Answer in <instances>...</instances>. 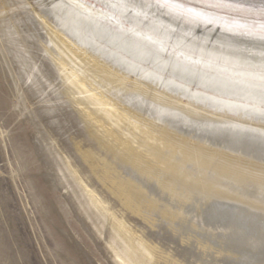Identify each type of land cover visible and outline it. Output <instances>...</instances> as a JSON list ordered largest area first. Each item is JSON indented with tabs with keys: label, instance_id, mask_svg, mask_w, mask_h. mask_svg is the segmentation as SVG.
<instances>
[{
	"label": "bare ground",
	"instance_id": "6f19581e",
	"mask_svg": "<svg viewBox=\"0 0 264 264\" xmlns=\"http://www.w3.org/2000/svg\"><path fill=\"white\" fill-rule=\"evenodd\" d=\"M37 1L47 10L34 14L53 44L43 47L59 72L65 100L88 138L109 155L76 142L79 159L59 158L74 197L98 210L116 235L115 243L106 241L92 223L111 263H180L133 221L136 215L149 223L146 214L156 213L174 230L176 218H183L184 229L191 227L205 250L218 241L219 255L231 250L264 264V14L261 20L246 11L231 16L220 7L227 13L219 14L185 0H170L175 10L158 6L165 0H94L105 9L86 0ZM84 3L131 28L143 45L101 28L95 22L105 16ZM14 5L0 0V17L10 20L0 19V26L14 21ZM156 42L175 55L179 51L176 62L144 47L160 52ZM183 52L263 78L209 68ZM117 162L155 181L171 203L146 196Z\"/></svg>",
	"mask_w": 264,
	"mask_h": 264
},
{
	"label": "rangeland",
	"instance_id": "374dc122",
	"mask_svg": "<svg viewBox=\"0 0 264 264\" xmlns=\"http://www.w3.org/2000/svg\"><path fill=\"white\" fill-rule=\"evenodd\" d=\"M10 1L15 4L14 21L0 26V264H112L106 255L103 240L98 241L94 236L92 223L102 231L106 241L115 243L116 235L98 210L84 199L74 197L76 188L59 158L61 153L79 159L76 142L82 148H98L95 151L101 155L103 153L102 157L109 155L88 138L90 135L85 131L84 123H81L72 103L65 100L61 91L63 87L59 72L43 47L48 45L52 48L53 44L47 29L34 14L37 10L44 15L46 8H42L37 0ZM86 2L103 7L94 0ZM84 4L105 16L107 20L101 18V22L94 19L101 28L129 42L143 45L131 28L121 27L106 11ZM8 18L0 17L5 22L10 21ZM12 26L14 28L10 29ZM156 43L160 52L147 45L144 47L168 61L176 62L175 56L179 51L176 50L175 55L172 48ZM183 53L209 68L263 78L262 75L231 70L233 68L229 69L223 64ZM117 169L122 175L139 180L137 182L143 185L146 196L153 199L162 197V201L171 203L172 199L166 191H162L155 181L139 176L131 165L117 162ZM65 179L69 180L70 185ZM79 207L91 216V221L87 220L90 226L77 210ZM153 214H146L147 218L150 216L149 223L134 215L133 221L139 226L137 229L147 232L162 246L163 251L172 252L181 264H251L231 250L223 249L224 253L219 255L217 252L223 245L217 240L216 243L211 242L212 251L200 247L199 238L194 237L191 227L184 229L183 218H176L174 230L166 221L158 219L156 213ZM151 223L155 227H151Z\"/></svg>",
	"mask_w": 264,
	"mask_h": 264
},
{
	"label": "water",
	"instance_id": "95a60500",
	"mask_svg": "<svg viewBox=\"0 0 264 264\" xmlns=\"http://www.w3.org/2000/svg\"><path fill=\"white\" fill-rule=\"evenodd\" d=\"M188 3L192 4V6H195L196 8H204L209 10H217L219 14H225L227 12H224L220 8H225L229 10V14L231 16H236V15H243L240 12L246 11L249 13H254L253 17L254 19L257 18L259 19V15H263L264 13H261L259 11L261 7L262 0H232V6H225V7H214L217 3V0H185ZM202 4V5H201ZM261 20V19H259ZM232 208V206H230Z\"/></svg>",
	"mask_w": 264,
	"mask_h": 264
},
{
	"label": "snow or ice",
	"instance_id": "6c2138e0",
	"mask_svg": "<svg viewBox=\"0 0 264 264\" xmlns=\"http://www.w3.org/2000/svg\"><path fill=\"white\" fill-rule=\"evenodd\" d=\"M158 6L159 7H162V8H173L174 9V5H172L170 3V0H165L164 3H158ZM214 7H225V6H232V0H217V3L215 5H213ZM259 11L261 13H264V0H262V3H261V7L259 9ZM211 21H209L210 23ZM227 30H231L230 28L227 29ZM260 39L264 40V35L260 36L259 37Z\"/></svg>",
	"mask_w": 264,
	"mask_h": 264
}]
</instances>
